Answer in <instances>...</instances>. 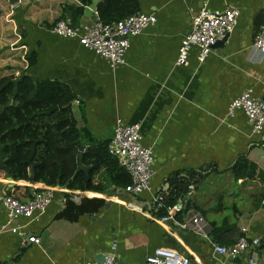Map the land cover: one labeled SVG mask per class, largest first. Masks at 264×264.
<instances>
[{
  "label": "crops",
  "instance_id": "1",
  "mask_svg": "<svg viewBox=\"0 0 264 264\" xmlns=\"http://www.w3.org/2000/svg\"><path fill=\"white\" fill-rule=\"evenodd\" d=\"M1 3L0 80L28 75L35 82L66 85L74 95L81 163L90 170L78 163L83 179L69 188L14 180L0 169V197L14 190L33 196L37 187L69 191L55 192L40 222L17 221L40 239L38 245L2 231L7 214L0 203V264H90L109 254L114 243L118 264H145L158 248L174 249L191 264H264V129L253 133L241 110L229 114L231 102L248 90L264 100V54L254 48L264 0H139V12L153 14L156 23L131 39L125 64L115 68L78 39L52 32L58 19L76 28L93 24L92 0ZM202 8H234L237 25L205 61L194 47L188 64L178 66L182 40ZM32 55L36 63L29 67ZM118 119L139 123L143 145L154 149L156 173L150 190L139 195L124 192L116 157L119 166L99 156ZM89 149L94 151L85 162ZM242 161L248 162L246 172ZM188 172L194 179L175 201V220H204L189 230L163 222L154 205L156 194H170L171 179ZM86 183L94 188H82ZM243 236L249 242L259 238L260 245L236 258L216 255L214 244L229 247Z\"/></svg>",
  "mask_w": 264,
  "mask_h": 264
},
{
  "label": "built area",
  "instance_id": "2",
  "mask_svg": "<svg viewBox=\"0 0 264 264\" xmlns=\"http://www.w3.org/2000/svg\"><path fill=\"white\" fill-rule=\"evenodd\" d=\"M2 9H4L3 5ZM95 14L97 18L93 24L78 28L72 27L63 19H58L52 27V32L61 37L78 39L82 46L95 52L113 68L125 64L131 39L142 34L144 30L156 23V17L153 14L143 12L112 23L102 22L98 13ZM238 16L239 11L234 8H227L224 11H210L207 8H202L193 17L191 32L182 40L176 64L178 66L187 65L190 51L194 47L199 49L198 60L200 62L205 61L212 48L233 32L237 25ZM254 48L264 54V24L255 38ZM236 110H241L244 113L253 133L261 134L263 132V99H256L252 91L248 90L231 102L229 114H234ZM142 140L143 136L139 123L125 124L121 119H118L114 135L107 145L110 155L119 160L121 167L131 178V183L124 188V192L133 195H139L150 190L151 181L156 173L154 149L144 146ZM190 189L193 190L194 186L191 185ZM55 192L67 193L69 191L62 187H37L33 196L26 201L12 195L1 196L0 203L7 214V220L2 226V231L27 237L30 243L40 244V239L34 235H28L29 233L17 224V221L40 222L42 215L52 203ZM78 197L77 194L72 195L74 200H77ZM165 199L166 196L161 193L154 197L155 207L159 210L165 209L167 212L161 219L163 222L172 221L182 229L189 230L192 226L199 225L204 221L200 216H194L183 222L175 220V213L179 207L176 205L165 206ZM252 245L259 246L260 239L255 238L249 242L247 237L243 236L236 244L229 247L214 244V251L216 255L221 257L236 258ZM116 251L117 244L114 243L112 251L105 256L103 262L93 261L90 264H118ZM145 264L191 263L187 256L174 249L158 248L153 254L147 256Z\"/></svg>",
  "mask_w": 264,
  "mask_h": 264
},
{
  "label": "trees",
  "instance_id": "3",
  "mask_svg": "<svg viewBox=\"0 0 264 264\" xmlns=\"http://www.w3.org/2000/svg\"><path fill=\"white\" fill-rule=\"evenodd\" d=\"M88 5L91 0H80ZM140 11L139 0H103L98 7V17L104 23L117 22ZM83 9L77 10L81 15ZM36 63V56L28 57V66ZM18 94L14 97L15 86L8 84L11 78L0 80V145H3L5 169L14 180H25L33 183H44L48 186H67L73 188L82 173L77 172L78 156L82 151L81 134L73 115L72 105L74 95L69 88L59 82L43 80L35 82L30 76L19 77ZM6 85V86H5ZM5 86V87H4ZM4 87V88H3ZM51 114L46 113L57 109ZM107 145L100 149V158L109 157L119 166L116 158L108 152ZM35 167L34 177L30 176L31 167L28 163L32 152ZM89 149L85 156L92 157ZM97 156V157H99ZM94 164L97 165L95 162ZM242 171L249 169L248 162L239 165ZM119 172L124 178V188L131 183L128 173L119 166ZM243 175L238 174V176ZM194 175L188 172L185 177L171 179V192L164 201L165 206L175 204V201L187 194ZM84 189L94 188L90 184ZM12 196L22 201L32 197V193H19L14 190ZM166 210H160L159 215L165 216Z\"/></svg>",
  "mask_w": 264,
  "mask_h": 264
},
{
  "label": "water",
  "instance_id": "4",
  "mask_svg": "<svg viewBox=\"0 0 264 264\" xmlns=\"http://www.w3.org/2000/svg\"><path fill=\"white\" fill-rule=\"evenodd\" d=\"M4 1L8 2L9 5H14V4L17 3L18 0H4ZM98 2H99V0H92L91 5L89 6V10H91L93 13L97 12V4H98ZM2 13H3V9H2V3H1V0H0V15H2ZM228 37H229V35H227L222 41H219L214 47H217V46L222 45L223 43H225L226 40L228 39ZM19 83H20V78L12 79L8 83H6V85L13 84L15 86L14 97H16V95L18 94V85H19ZM55 110H58V108L57 109H52V110L48 111L46 114L49 115L52 112H54ZM3 148H4V146L0 145V169H4L5 168V159H4V155H3ZM35 154H36V149L34 148V150L32 152V155H31V157L28 160V163H29V165L31 167V171H30V176L31 177H34V174H35V167H34V164H33V158H34ZM81 158H82V153H80L79 156H78L79 169L84 170L87 173L90 170V168H86V167H84L82 165ZM104 258L105 257H101L97 261L103 262Z\"/></svg>",
  "mask_w": 264,
  "mask_h": 264
}]
</instances>
